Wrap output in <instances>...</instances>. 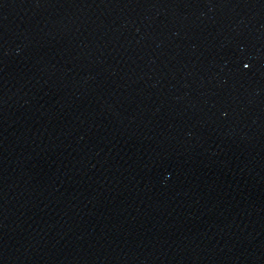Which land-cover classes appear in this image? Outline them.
I'll use <instances>...</instances> for the list:
<instances>
[{"label": "water", "instance_id": "water-1", "mask_svg": "<svg viewBox=\"0 0 264 264\" xmlns=\"http://www.w3.org/2000/svg\"><path fill=\"white\" fill-rule=\"evenodd\" d=\"M0 264H264V0H0Z\"/></svg>", "mask_w": 264, "mask_h": 264}, {"label": "snow or ice", "instance_id": "snow-or-ice-1", "mask_svg": "<svg viewBox=\"0 0 264 264\" xmlns=\"http://www.w3.org/2000/svg\"><path fill=\"white\" fill-rule=\"evenodd\" d=\"M246 67H247V65H246Z\"/></svg>", "mask_w": 264, "mask_h": 264}]
</instances>
